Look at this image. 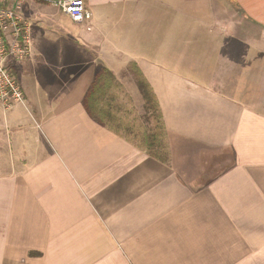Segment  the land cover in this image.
Wrapping results in <instances>:
<instances>
[{"label":"crops","instance_id":"0c3cea01","mask_svg":"<svg viewBox=\"0 0 264 264\" xmlns=\"http://www.w3.org/2000/svg\"><path fill=\"white\" fill-rule=\"evenodd\" d=\"M37 4L30 54L7 62L24 100L0 105V264H264V0H84L67 30ZM132 63L165 161L83 106L106 68L142 114Z\"/></svg>","mask_w":264,"mask_h":264},{"label":"trees","instance_id":"16d2710c","mask_svg":"<svg viewBox=\"0 0 264 264\" xmlns=\"http://www.w3.org/2000/svg\"><path fill=\"white\" fill-rule=\"evenodd\" d=\"M128 69L143 101L142 114L130 116V112L123 109L122 103L117 101L122 86L106 68L93 78L83 98V106L107 129L131 141L150 156L165 161V127L155 94L136 64H130Z\"/></svg>","mask_w":264,"mask_h":264},{"label":"built area","instance_id":"2783aa9c","mask_svg":"<svg viewBox=\"0 0 264 264\" xmlns=\"http://www.w3.org/2000/svg\"><path fill=\"white\" fill-rule=\"evenodd\" d=\"M26 1L52 5L75 23L91 17L84 0H0V105L3 108L24 100L23 90L7 62L10 56L23 57L29 53V24L19 15Z\"/></svg>","mask_w":264,"mask_h":264},{"label":"rangeland","instance_id":"374dc122","mask_svg":"<svg viewBox=\"0 0 264 264\" xmlns=\"http://www.w3.org/2000/svg\"><path fill=\"white\" fill-rule=\"evenodd\" d=\"M29 1H26V3H28ZM24 4V7L26 6ZM35 8L42 10L44 12H52L55 14V17L57 20L60 21V24L64 26V30L67 29H77L78 26L79 27H84V23H75L73 21H70L58 8L52 6V5H48V4H37L35 5ZM77 27V28H76ZM45 34L48 35L45 38V41H43L44 43H46V49L48 51V53L50 55L54 54V51L58 48L59 50L61 49H67V53H61V57L60 58H53L52 59V66H56L60 63V61L69 54V49L68 47H64L61 44V40H64L65 36L63 35V32L58 31V30H51L49 27H47V29L45 30ZM31 47H32V37H31V33H30V49H29V53L31 52ZM82 50V49H81ZM27 54V55H28ZM32 54V53H31ZM26 55V56H27ZM31 56V55H30ZM44 56V55H42ZM31 71V70H30ZM131 80V78H128ZM129 80V82H131ZM129 87H131L130 84H128ZM126 89H124V93L121 94V97H119V101L120 103H122L123 105V109L127 112H130V116H132L133 114H140L141 113V109H140V102L141 99L140 97H137L135 94H133L132 92H130L129 90H127L125 92ZM122 112V111H121Z\"/></svg>","mask_w":264,"mask_h":264}]
</instances>
